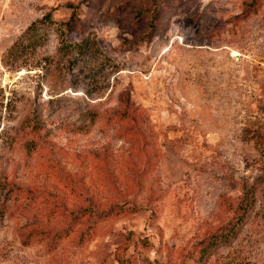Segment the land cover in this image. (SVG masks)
Here are the masks:
<instances>
[{"label":"rangeland","instance_id":"rangeland-1","mask_svg":"<svg viewBox=\"0 0 264 264\" xmlns=\"http://www.w3.org/2000/svg\"><path fill=\"white\" fill-rule=\"evenodd\" d=\"M253 185L199 264H264V0H0V264H195Z\"/></svg>","mask_w":264,"mask_h":264},{"label":"trees","instance_id":"trees-1","mask_svg":"<svg viewBox=\"0 0 264 264\" xmlns=\"http://www.w3.org/2000/svg\"><path fill=\"white\" fill-rule=\"evenodd\" d=\"M70 23L71 21L66 22V25H70ZM257 188V185L248 188L244 187L243 195L228 224L199 243L194 257L195 264L206 261L216 248L229 244L235 233L245 225L254 211Z\"/></svg>","mask_w":264,"mask_h":264},{"label":"water","instance_id":"water-1","mask_svg":"<svg viewBox=\"0 0 264 264\" xmlns=\"http://www.w3.org/2000/svg\"><path fill=\"white\" fill-rule=\"evenodd\" d=\"M236 57H238V55L236 54Z\"/></svg>","mask_w":264,"mask_h":264}]
</instances>
